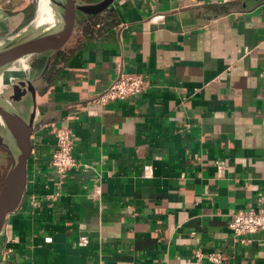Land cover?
I'll use <instances>...</instances> for the list:
<instances>
[{
    "label": "crops",
    "instance_id": "1",
    "mask_svg": "<svg viewBox=\"0 0 264 264\" xmlns=\"http://www.w3.org/2000/svg\"><path fill=\"white\" fill-rule=\"evenodd\" d=\"M55 1L33 37L61 36L31 53L33 0H0V112L33 121L0 264H264V230L229 228L264 207V0H75L53 51L68 26ZM120 72L148 88L97 102ZM55 126L74 140L65 173ZM8 129L0 114V200L19 155Z\"/></svg>",
    "mask_w": 264,
    "mask_h": 264
},
{
    "label": "built area",
    "instance_id": "2",
    "mask_svg": "<svg viewBox=\"0 0 264 264\" xmlns=\"http://www.w3.org/2000/svg\"><path fill=\"white\" fill-rule=\"evenodd\" d=\"M149 79L142 73L120 72L108 87L96 97L101 104L126 100L145 91L149 86ZM57 139L56 149L50 159V165L60 173H65L76 165L74 158V140L71 130L67 126H55ZM229 228L235 235H247L264 230V207L258 209H240L231 215ZM221 263L226 258L222 252H212L207 255L198 253V264L202 258Z\"/></svg>",
    "mask_w": 264,
    "mask_h": 264
},
{
    "label": "water",
    "instance_id": "3",
    "mask_svg": "<svg viewBox=\"0 0 264 264\" xmlns=\"http://www.w3.org/2000/svg\"><path fill=\"white\" fill-rule=\"evenodd\" d=\"M111 1L112 0H107L103 4L97 7H89V9L86 8L85 10H90V11L100 10L104 6H107ZM65 2L67 3V7H69L70 9L69 24L66 28V31L64 32L62 37L59 39L58 43L54 46L53 51L59 50L69 41V38L71 37L72 31H73L74 19H75L77 9L78 8L83 9L80 6H77V3L75 0H65ZM12 50H14V53H12L14 54L13 55L14 57L15 54L17 53L16 51L20 49L16 47V48H13ZM6 51L9 52V50H6ZM6 51L5 50L0 51V58L3 57L4 54H6ZM20 52L21 51H19L18 54ZM4 60H7V59H4ZM0 114L1 116L5 118V120H7V124L11 131H13L14 129H21L24 132L26 139H27V148L23 151L22 155L19 158L18 167L15 171L14 178L12 179L11 183L6 187L4 194L0 200V230H1L5 216L9 212L16 209L23 195L25 176H26V165H27V160L29 158V153L31 150L30 138L33 133V129H32L33 121L30 120L28 123H25L21 121L20 119H18L17 117H14L12 115L4 114L3 112H0ZM9 197H12V199H10L9 202L8 201L5 202L4 198H9Z\"/></svg>",
    "mask_w": 264,
    "mask_h": 264
},
{
    "label": "rangeland",
    "instance_id": "4",
    "mask_svg": "<svg viewBox=\"0 0 264 264\" xmlns=\"http://www.w3.org/2000/svg\"><path fill=\"white\" fill-rule=\"evenodd\" d=\"M61 1L66 3L65 0H61ZM32 5L34 6L35 18H36V16H37V8H38V5H39V0H33ZM66 5H67V3H66ZM63 10H64L63 14L65 15L66 23L69 24L70 9H69V7H66ZM40 30H42V26H39L34 20L33 24L30 27L29 34L27 36L23 37L26 42H28V39L30 41H33V43L30 42V47L28 49L29 52H31V53L32 52H36L38 50H48L49 49V45L55 41L56 37L61 36V35H57V34L49 35V34H47V32H44L41 35L33 37V34L36 33V32H39ZM23 45H25V43ZM32 129H33V127H32ZM10 131L11 130L8 129V132H10Z\"/></svg>",
    "mask_w": 264,
    "mask_h": 264
},
{
    "label": "bare ground",
    "instance_id": "5",
    "mask_svg": "<svg viewBox=\"0 0 264 264\" xmlns=\"http://www.w3.org/2000/svg\"><path fill=\"white\" fill-rule=\"evenodd\" d=\"M51 2H56V1L55 0H39V5H38V9H37V16H36V19H35V22L38 25H40L42 23L45 15H46V12L48 10L49 4ZM12 133L13 134L16 133L15 134V138L17 137V133H19L24 140L23 139L22 140L17 139V141L13 140V134ZM9 139H10V142H11V144L13 146V150L16 151L19 155H18V157L16 158V160L14 162L11 175H10V177L8 179L7 186L11 183L12 179L14 178L15 171H16V169L18 167L19 158L22 155L23 151L27 148V139H26V136H25L24 132L21 129H14L13 131H10L9 132ZM10 199H12V197L4 198V201L5 202L6 201L9 202Z\"/></svg>",
    "mask_w": 264,
    "mask_h": 264
}]
</instances>
